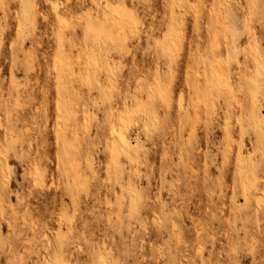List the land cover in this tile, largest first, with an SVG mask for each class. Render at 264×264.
Instances as JSON below:
<instances>
[{"label": "rangeland", "instance_id": "1", "mask_svg": "<svg viewBox=\"0 0 264 264\" xmlns=\"http://www.w3.org/2000/svg\"><path fill=\"white\" fill-rule=\"evenodd\" d=\"M0 118V264H264V0H0Z\"/></svg>", "mask_w": 264, "mask_h": 264}, {"label": "bare ground", "instance_id": "2", "mask_svg": "<svg viewBox=\"0 0 264 264\" xmlns=\"http://www.w3.org/2000/svg\"><path fill=\"white\" fill-rule=\"evenodd\" d=\"M52 3H54V5H55V3H56V1H53ZM53 5V6H54ZM59 5V4H58ZM57 5V3H56V5L54 6V8L56 7V6H58ZM58 8V7H57ZM56 9V8H55ZM13 73V72H12ZM13 82V81H12ZM17 88V87H16ZM1 119V118H0ZM2 123L0 122V125H1ZM114 141V143H113V148H112V150H113V152L114 153H116L117 151H118V149L120 148V142H119V140L117 139V137H115V140H113ZM38 181V180H37ZM260 195V194H259ZM258 198H259V196H258ZM257 198V200H259V199H261V198H259L258 199ZM50 264V263H49Z\"/></svg>", "mask_w": 264, "mask_h": 264}]
</instances>
